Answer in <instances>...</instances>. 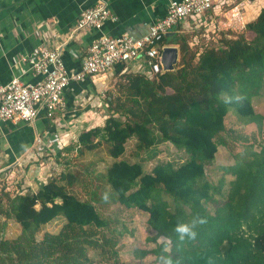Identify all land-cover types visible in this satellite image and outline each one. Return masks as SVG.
<instances>
[{"label":"trees","instance_id":"obj_1","mask_svg":"<svg viewBox=\"0 0 264 264\" xmlns=\"http://www.w3.org/2000/svg\"><path fill=\"white\" fill-rule=\"evenodd\" d=\"M245 29L248 39L242 34L222 37L200 52L166 36L163 44L179 45L178 66L153 77L120 74L126 81V102L120 101L114 111L123 120L111 118L109 125L87 129L75 148H65L82 156L104 145L112 161L99 177L110 199L146 214V225L155 233L151 241L168 237L150 250H136L138 259L151 254L158 264L161 255L181 264H264V147L255 150L239 134L242 151L231 154V166L221 168L233 177L227 190L223 177L210 180L206 172L218 146L231 150L227 115L234 113L242 124L259 130L264 124V114L253 107L264 86V7ZM226 95L243 100L226 104ZM130 139L135 140L134 161L123 158ZM165 143L182 154L181 160H156L147 170L144 161L156 157ZM75 183L74 174L60 173L35 191L21 184L11 196L3 193L0 179V218L13 219L20 227L16 238L5 239L0 221V264H92L90 250L117 255L121 231L109 230L96 190L81 199L70 191ZM196 215L207 223L197 229L195 240L180 242L175 225ZM59 217L64 220L59 231L38 238L42 226ZM106 229L115 236L100 234Z\"/></svg>","mask_w":264,"mask_h":264},{"label":"crops","instance_id":"obj_2","mask_svg":"<svg viewBox=\"0 0 264 264\" xmlns=\"http://www.w3.org/2000/svg\"><path fill=\"white\" fill-rule=\"evenodd\" d=\"M105 1L116 19L104 23L103 33L110 37L127 33L133 38H140L148 32L154 20L165 16L167 5L171 0ZM95 2L96 0H0V82L6 83L15 77L23 83H33L40 79L30 70L27 63L20 61L21 57L40 45L54 48L62 43L61 54L65 69L68 72L77 71L85 48L99 32L87 29L71 35V31L80 12L93 6ZM262 7L264 0H225L221 4H214L200 17L185 19L167 36L174 39L188 35L189 39L185 37L188 47L200 52L207 45L215 42V36L242 33L245 24L254 20ZM246 35L249 36L247 32ZM176 45L164 44L173 47ZM121 66L116 65L104 74L114 75ZM122 67L123 70L119 75L125 73L127 69L134 74H140L142 71L138 63ZM102 77L100 74L71 83L64 90L67 108L62 116L58 115L52 120L41 110L33 122L1 124L0 169H7L17 164L12 167V170H15L17 166L27 165L32 162L31 160L37 162L34 160L36 156L49 153L45 151L47 145H51L52 151H58L60 141H70V133L65 128L71 123L68 117L73 111L71 106L74 105L73 102L79 92L90 88L92 84L102 83ZM65 123L67 125L63 126ZM36 137L41 138L43 144L35 143ZM39 164L41 167L37 170L38 178L29 182L34 186L41 180L38 187L46 182L44 176L50 175L43 172L46 166ZM31 167H35L34 164ZM232 179L231 176L229 181ZM32 190L35 191V187H32Z\"/></svg>","mask_w":264,"mask_h":264},{"label":"rangeland","instance_id":"obj_3","mask_svg":"<svg viewBox=\"0 0 264 264\" xmlns=\"http://www.w3.org/2000/svg\"><path fill=\"white\" fill-rule=\"evenodd\" d=\"M246 32L244 26V30L238 35L233 34L229 36L222 34L221 36H215L214 39L215 42L222 37L236 39L241 34L248 39L249 36L246 35ZM185 37L189 39L188 35ZM185 37L180 36L177 39L179 42L184 41L186 43ZM215 42L211 43V45ZM174 47L177 49L176 67L179 64L180 52L179 45ZM190 50L194 51L192 48H190ZM129 70L130 69H127L126 72H130ZM102 76V83L97 85L92 84L90 88H86L82 92H79L73 102L74 105L71 106L73 111L71 115H68L71 121L68 125V128H70H65L70 133V141H60L58 143V151L53 150L49 153L39 154L34 159L37 162L31 160L32 162H29L27 165L17 166L15 170H12L14 166L5 169L1 176V178H4L2 182L4 184L2 187H5L3 193L11 196L15 195L21 189V184L28 186L31 190L32 187H35L37 190V188H39V183L42 181L39 180L34 186L30 185L29 182H32L31 179L38 178L37 170L41 167L39 163L46 166L43 172L50 173V175L44 176L46 181L50 177H58L60 173H72L75 175L76 183L70 191L81 199H84L88 191L95 189L97 192L95 198L98 199L97 206L101 205L98 210L101 216L110 222L109 230L116 228L119 232L121 231L118 238L119 242L115 246L117 255L110 254L109 250L101 254L99 251L95 252L90 250L88 254L92 259V264H158L154 261V256L151 254H148L142 259H138L134 256L136 250H150L154 248L156 242H162L159 239H157L156 242L150 240V238L154 237L155 233L146 225V214L137 209L123 208L117 203H114L110 199V195H108L109 199L107 202L103 199L105 193H107L106 191H109V189L99 176L104 174L105 166L109 165L112 161L107 155L106 147L103 145L95 151H84L82 156L78 155V152L74 149L77 146L79 135L85 130L94 126L103 127L109 125L111 118L123 120V117L114 110L120 101L126 102V81L123 76L119 74H102ZM260 93L258 97L254 98L253 107L255 112L264 114V86ZM65 125L67 124L65 123L63 126ZM225 125L228 130L225 136L231 150L229 152L228 149L219 146L214 162L206 169L210 180L217 181L224 177V189H227V183L231 175L222 173L221 168L223 166H231L234 162L231 154L242 151L243 142L239 143V134L243 138L246 137L249 142H253L254 149L258 151L261 147H264V124L259 130L254 124H242L237 116L231 113L227 115ZM134 143V139H130L126 143L123 158L131 161L135 160V158L132 157L135 151ZM69 146H73L74 148L68 152L65 148ZM158 150L159 152L156 157L144 161L147 170L151 169L156 160L175 162L181 160L182 154L177 152L174 147L168 143L159 145ZM33 164L35 167H31ZM96 185L100 187L95 188ZM0 221L5 224L3 235L5 239H13L19 235L20 227L13 219L0 218ZM63 222L64 220L59 217L45 224L42 226L38 238L42 236L43 232L57 233L62 227ZM100 234H104L107 237H112V235L115 236L114 233L109 232L107 229L101 231Z\"/></svg>","mask_w":264,"mask_h":264},{"label":"built area","instance_id":"obj_4","mask_svg":"<svg viewBox=\"0 0 264 264\" xmlns=\"http://www.w3.org/2000/svg\"><path fill=\"white\" fill-rule=\"evenodd\" d=\"M225 0H171L162 18L154 20L148 32L133 38L127 33L110 37L103 33L106 21H115L105 0H96L93 6L82 10L71 31V35L80 30H96L98 36L85 48L79 69L68 72L65 69L61 48L37 46L20 58L40 79L33 83H23L12 78L6 83L0 82V126L6 122H33L39 111L48 118L55 119L65 113L67 105L64 90L73 82L104 74L116 65L129 66L138 63L141 73L150 77L161 73L160 55L164 47L163 39L180 23L190 17H200L214 4ZM35 143H42L36 137ZM51 145L45 151L51 152ZM17 164H14V166ZM1 183L4 178H0Z\"/></svg>","mask_w":264,"mask_h":264},{"label":"clouds","instance_id":"obj_5","mask_svg":"<svg viewBox=\"0 0 264 264\" xmlns=\"http://www.w3.org/2000/svg\"><path fill=\"white\" fill-rule=\"evenodd\" d=\"M243 100V97L239 95L235 96H225L224 98V103L230 104L233 102H241ZM103 199L105 202L108 201L109 196L107 193H105ZM207 223L206 218L196 215L191 218V220L187 222H179L175 225L174 231L176 233L177 238L179 239L180 242H185V241H193L197 238L198 236V231L197 229L201 226ZM161 241H167L168 237L160 235L157 237ZM159 264H181L180 260L174 261L170 256L167 255H161L159 258Z\"/></svg>","mask_w":264,"mask_h":264},{"label":"water","instance_id":"obj_6","mask_svg":"<svg viewBox=\"0 0 264 264\" xmlns=\"http://www.w3.org/2000/svg\"><path fill=\"white\" fill-rule=\"evenodd\" d=\"M160 65L162 72L172 71L177 63V49L173 46H164L161 50ZM6 168L0 170L2 173Z\"/></svg>","mask_w":264,"mask_h":264}]
</instances>
